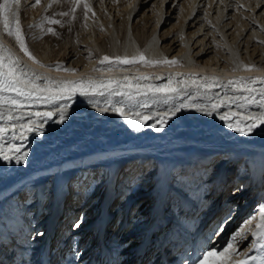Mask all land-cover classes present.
Listing matches in <instances>:
<instances>
[{
    "label": "bare ground",
    "instance_id": "bare-ground-1",
    "mask_svg": "<svg viewBox=\"0 0 264 264\" xmlns=\"http://www.w3.org/2000/svg\"><path fill=\"white\" fill-rule=\"evenodd\" d=\"M82 2L87 3L90 9L81 27L83 31L81 34L84 33L80 40L82 43L72 50L75 57L71 56L73 58L71 65L62 64L64 68L58 69L50 67L58 63L47 64L40 59L39 61L36 52L26 45L23 26L26 23V15L31 14L36 8L35 0H19V4H13L12 0H0V56H3L5 61L11 56L19 66L36 77L47 78L53 82L91 81L97 85V91L104 90L103 82L106 81H114L111 86L113 88L120 84V91L133 93L137 91V86L143 88L145 85H152L155 89L171 81V88L175 91L154 92L148 96L137 95L134 99H128L119 93L80 95L77 91L71 101H60L48 107L22 105L20 109L11 113L8 111L7 103L0 105V111L4 112L0 126L7 124L9 129L4 139L0 141L6 148L8 137L13 131L9 123L11 116L29 110L40 112L52 110L55 113L51 120L43 124L42 131H30L24 140H12V145L18 147L21 153H27L20 163L0 159V236L8 240L10 250L16 245V241L25 240L18 245L14 255L16 258L10 262L2 261L1 264H16L22 262L24 257L39 254L50 205L45 210L46 214L36 218L40 200L44 197H41L42 189L38 190V193L40 192L38 195L36 193L33 195L31 201L16 195L19 191L23 193L26 185L45 175L51 180L50 186L47 184L44 190L49 194L54 192L55 197L59 198V206L56 204L52 208L53 214L58 215V212L55 213L56 209L58 211L61 209L64 214L58 218L56 226H54L56 222L47 225L46 234L50 232L54 239H63V244L67 248L72 246L71 238L75 240L74 247L81 245L83 248L86 245L85 250H81L83 253L80 251V255L72 256L73 262L82 264L92 256V248L87 246V241L80 243L79 237L84 236L85 240H88V235L93 233V236H96L98 231L89 217L83 218L78 228H64L63 223L67 221L65 219L67 216H75L81 212L89 216L94 211L99 212L97 205L100 203L110 204L106 207L108 211L106 219L110 223H106L105 229L109 230V234H115L113 239L116 242L130 241L129 243L136 244L138 239L152 235L157 225L161 227L162 222L169 220L167 214L175 206L179 207L177 222L197 215L194 208L199 204L198 195H206L205 202L210 208L211 190L215 186L213 181L219 178L220 183H227L229 172L233 169L231 162L220 166L219 170L214 169L215 177H211L204 172L208 165H213L211 162L206 166L197 164L186 169L188 176H185L187 183L184 184L178 178L174 180L170 178L171 172L176 169L170 170L168 167L201 156L210 161L217 159L219 163L242 152L246 153L242 165L246 168L247 183L250 187L255 186V189L250 188L249 193L243 195L245 198L236 197L232 208L225 209L226 206L221 205L224 201L220 199L219 207L221 210L225 209V212L219 211L218 220L230 213L221 221L226 225L223 227L225 232L222 235V231L215 230L211 239L206 238L207 235L203 231L202 236L208 242L205 252H220L224 246L223 238L227 234L226 231L235 227L237 222L239 224L243 222L237 233L233 234L235 239L232 240L235 250L243 248L251 239L248 229L251 228L252 222L257 221V217L254 215L252 219L244 221L240 219L245 218L250 205H255L254 208L258 205L255 203L258 201V195L264 194L262 169L264 125L244 136L234 129H229L219 116L237 110V104H233L231 108L228 104L231 99L249 94L244 91V85L254 89L251 94L257 97L260 90L264 89V0H82ZM5 4L8 7L6 12ZM13 12L15 16L12 15ZM3 20L20 29L25 46L34 60L21 50L13 36L7 34ZM108 36L109 41H106ZM93 47L104 57H109V61L99 62ZM138 54H143L145 60L161 63L145 64L138 59ZM117 57L129 60L137 57V60L130 64L110 63ZM165 59L168 61L174 59L177 63L165 64L162 62ZM193 80L196 83H193ZM229 81H244V85L236 83L229 85ZM36 83L43 87L45 82L39 79ZM209 84L213 86L199 87ZM221 103L225 105L223 108L212 115L208 114L207 108L212 104ZM61 104L68 105L66 110L61 109ZM170 109L174 115L170 113ZM62 111L65 118L57 123ZM239 111L241 115H246L248 112L255 113L258 110L252 106ZM164 116L170 118L167 123L161 124L160 117ZM130 120L142 122L144 126L139 129L133 128L130 126ZM122 162L126 163L118 169ZM127 165L129 167L125 168ZM198 168L201 170L200 174L195 173ZM69 175H73V178L67 181ZM94 176L101 177L100 183L105 190L96 195L94 189H97L99 186L97 185L82 198L83 200L76 201L77 197L84 193L79 183L91 180ZM162 179L168 180L169 183L163 184ZM174 181L178 185L172 183ZM169 185L177 187L178 190L182 189V199L175 198V202L172 201L174 197L171 191L164 196L161 193L163 196L161 203L156 204V207L164 220L154 222L148 213L151 204L154 203L153 197L157 191H165ZM108 187L112 188L109 192ZM133 189V198L130 199V192ZM37 198L39 206L34 204ZM88 199L90 203L86 204ZM126 200L132 201L127 202L131 207L127 206L129 217L126 224L134 225L129 229L125 228V224L118 231V226L124 219L120 210L126 206ZM135 200L138 203L133 208ZM213 200L215 202L212 207H215L216 196H213ZM29 202L32 204L31 210L23 214V207ZM115 202L120 205H114ZM247 205L248 208L245 209L243 206ZM203 208L205 209L206 205L201 209ZM116 211L119 213L114 219L113 213ZM116 220H120L119 225L116 224ZM32 221L33 225L36 224L35 231L30 229ZM76 221H79V218ZM81 226H84V229ZM86 227H90L91 232H85ZM204 227L206 231L213 229L208 224ZM76 230L78 231L74 234ZM30 234L33 238L26 239ZM139 234H143L144 237ZM197 243H201V237L192 244ZM112 246L109 244L110 248ZM112 250L113 255L117 253L115 248ZM71 251L72 255L73 250ZM246 251L244 248L241 252ZM218 256L209 257L205 264H217L210 260ZM30 261L37 263L35 258Z\"/></svg>",
    "mask_w": 264,
    "mask_h": 264
},
{
    "label": "snow or ice",
    "instance_id": "snow-or-ice-1",
    "mask_svg": "<svg viewBox=\"0 0 264 264\" xmlns=\"http://www.w3.org/2000/svg\"><path fill=\"white\" fill-rule=\"evenodd\" d=\"M82 0H76V3H81ZM13 4H19V0H12ZM35 3H39V0H35ZM84 8L87 13L89 11V7L87 3H84ZM4 11H8L7 4L4 6ZM75 11V8H73ZM15 16V13H12ZM61 15H67V13H61ZM46 20L48 18H45ZM51 24H57L59 21L57 20H50ZM3 26L8 35L13 36L18 45L20 46L21 50L25 52L26 55L29 56L30 59H35L31 56L28 52L23 35L18 27L14 24H10L7 20L2 21ZM49 32H53L51 28L48 29ZM53 34H55L53 32ZM109 57L105 56L102 58L101 63L104 61H109ZM138 59L145 63V64H155L161 63V61H152V60H145L143 54H138ZM137 57H133L131 60L129 59H121L117 57L115 61H110L112 64H130L136 62ZM165 64H176V60H164L162 61ZM50 67H56L58 69L64 68V65L57 64L51 65ZM43 79L44 85L41 87L39 84L36 83L37 80ZM115 83L114 81H106L103 82L104 90L97 91V85L94 82L88 81H60V82H53L48 80L47 78H40L34 76L32 73L28 72L24 68L18 65V63L9 56L7 61L3 56H0V105L4 103L8 104V111L11 113L13 110H18L21 108L22 105H44L48 107L52 104H56L60 101H71L73 96L79 91L80 95H104L105 92L109 93H119L122 96L127 97L128 99H134L135 96H148L154 92H161V91H175V89L171 88V81L169 84L162 85L153 89L152 85H145L143 88L137 86V91L135 93L131 91H120L121 85L116 84V87H111L112 84ZM193 83H196L193 80ZM233 83L244 85V81H229L228 84L232 85ZM212 87L213 85H199V87ZM222 87H227L228 85H219ZM244 91L248 92L249 94L244 97H236L231 99L228 107L231 108L233 104H237V110L232 112H225L219 116V119L223 121L229 129H234L237 133L241 135L247 136L251 134L255 129L261 128L264 125V89H261L259 92V96H253L251 93L254 92V89L248 88L244 85ZM14 93L15 95H11ZM243 101V102H241ZM259 101V102H257ZM167 102L166 100L164 101ZM225 105L221 104H212L209 108H207L208 114L212 115L214 112H217L220 108H223ZM255 106L258 110L255 113L248 112L246 115L240 114V109L247 110ZM61 109L66 110L68 107L67 104H61ZM204 111L205 109H200ZM170 113L174 115L172 110H169ZM55 113L52 110L48 111H32L29 110L26 113L11 116L9 123H11L12 128V135L8 137V146L7 148L5 145L0 143V159L3 160H15L16 163H20L23 156H26L27 153H21L20 149L14 145H12V140L20 139L24 140L28 134V132H40L42 131L43 124L47 123L49 120L52 119ZM27 117V120H26ZM4 112L0 111V120H3ZM65 118L64 112L62 111L60 114V120L56 121L57 123L63 121ZM170 117L164 116L160 117V123H167V120ZM139 120V118H137ZM15 121V123H12ZM130 126L136 129L143 127L144 124L142 122H132L129 121ZM155 127V125H153ZM9 131L7 124L4 126H0V141H2ZM264 131V129H262ZM261 212V223L258 226V232L254 235H259L261 238H264V205L260 208ZM82 219V218H81ZM80 226V222H77L73 225L74 228H78ZM223 223L218 225V232L222 231L223 227H225ZM235 239V235L230 236L229 240L226 242V246L223 247V251L215 252L209 251L205 252L202 258L198 259V264H205V261L209 259V257H215L219 255L224 257L219 264H245L244 260H236V250L232 243V240ZM229 257H232L230 260ZM260 264H264V260L260 262Z\"/></svg>",
    "mask_w": 264,
    "mask_h": 264
},
{
    "label": "rangeland",
    "instance_id": "rangeland-1",
    "mask_svg": "<svg viewBox=\"0 0 264 264\" xmlns=\"http://www.w3.org/2000/svg\"><path fill=\"white\" fill-rule=\"evenodd\" d=\"M73 8H75V11H73ZM27 12H28V10H27ZM61 13H67V15H61ZM45 18H48V19L46 20ZM53 19L59 21V23L51 24L49 21L53 20ZM85 20H86V11H85L83 2L77 4L76 0H39V3H36L35 10H33L31 14L26 15V23H24V26H23L24 38H25V41L27 42L26 45L28 46L29 49L31 48L32 51L36 52V55H37L36 57L38 60L40 59L47 64H49V63H55V64L58 63L59 64V62H60L61 64L71 65V63H72L71 60H73L72 57L75 54V53L74 54L72 53V50L74 51L76 49L77 45L82 43L80 40L84 37V33L81 34V32H83L81 27H82L83 23L85 22ZM90 27H91V24H90ZM49 28H51L55 34H53V32H49L48 31ZM165 28H167V26ZM165 28H163V29H165ZM106 41H109V36L106 38ZM93 50L95 51V52L94 51L93 52L96 54V58L98 59L99 62H101L104 55L101 54L98 51V49L96 50L94 47H93ZM192 151L194 152L193 149H192ZM125 163L122 162L121 167L119 166L118 169H121ZM208 164H209V162H208ZM206 165L207 164H205L204 166H206ZM201 169L203 170L204 168H201ZM197 170L199 172H197ZM124 171H127V170H124ZM204 172H206L205 169H204ZM195 173L200 174L201 173L200 168L196 169ZM72 178H73V175H69L66 178V180L69 181ZM100 180H101V177L94 176L91 178V180H84V181L80 182L79 187L84 190V193H82V195H80V197H77L76 201L84 198V196L87 195L97 185H99V186L97 187V189H94V193H96V195H100L102 193V191L105 190L104 188H102L101 183H100L102 181H100ZM81 183H83V185H80ZM172 183L178 185L176 181H174ZM182 183H184V184L187 183L185 176H184V181H182ZM133 192H134V189L130 192V195H131L130 199L133 198L132 197ZM51 197H52V194H49L46 192V195H44L43 199L40 200V206L42 205L41 211L43 212V214L44 213L46 214L45 204L47 203L46 204L47 206L50 205L49 199L52 200ZM200 197H201V195H200ZM200 197H197V198L200 199ZM202 197H204V196H202ZM257 199H258V201L255 203L258 205H256L255 208H254L255 205L254 206L250 205L249 210H247L248 213L246 214L245 218L240 219V220L244 221V220L252 219L254 215H255V218L257 217L256 218L257 221L252 222L251 228L248 229L251 231V232L249 231V233L251 234V239L244 245L243 248L236 250L235 259L236 260L242 259L245 261V264H260V262L262 260H264V238H261L259 235H254L255 233L258 232V226L261 223V215L262 214L260 212V208H261L262 204H264V194L263 193L259 194ZM176 200H178V199L176 198ZM41 201H42V204H41ZM136 201L137 200H135V204H134L133 208H135L136 204L138 203ZM172 201H175V198L172 199ZM34 202H35L34 204H37L39 206V199L38 198ZM260 204H261V206H260ZM114 205L117 206V205H120V203L115 202ZM129 207H131V206H129ZM43 208H44V210H43ZM23 209H24V207H23ZM256 209H258V210L254 214V211ZM257 214H258V216H257ZM225 217H227V215ZM224 218L221 217L220 220L223 221ZM117 221H119V222H116V224L119 225L120 220H117ZM33 222L34 221H32V224H30V229L35 231L36 224L33 225ZM242 223L243 222H240V224H239V222H237L235 227L230 228V230L228 229L229 231H226L227 234H225V236H224L225 238H223L224 246H226V242L229 240V237L232 236L233 234L237 233V230H239ZM128 225L129 224H126L125 228L128 227L130 229V228H132L134 223L130 224V226H128ZM224 232H225V229L224 230L222 229V235L224 234ZM139 235L143 236V234H139ZM27 238L29 240H31L33 237L30 234V236L26 237V239ZM210 238L212 239L213 237H210ZM129 242L130 241H128L127 243H129ZM133 244L134 243H132L131 245H133ZM233 245H234V243H233ZM224 246H222L220 251H223ZM72 247H73V245L70 246V248H72ZM244 248H246L247 251L241 252V251H243ZM72 250H73V253H72L71 257L80 255V253H83V251H81V250H85V249L81 248V245H80L78 247H74V249H72ZM74 253H76V254H74ZM243 254H245V255H243ZM223 259H224V257L218 256V258H216L214 260H210V261L216 262L217 264H219V262L222 261ZM229 259L231 260L232 257H229Z\"/></svg>",
    "mask_w": 264,
    "mask_h": 264
}]
</instances>
